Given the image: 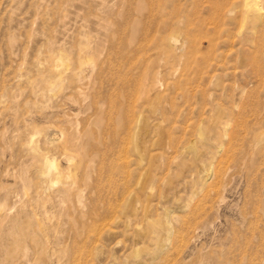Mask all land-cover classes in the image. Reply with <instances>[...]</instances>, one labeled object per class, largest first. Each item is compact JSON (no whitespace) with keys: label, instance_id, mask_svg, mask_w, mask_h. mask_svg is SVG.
Here are the masks:
<instances>
[{"label":"rangeland","instance_id":"rangeland-1","mask_svg":"<svg viewBox=\"0 0 264 264\" xmlns=\"http://www.w3.org/2000/svg\"><path fill=\"white\" fill-rule=\"evenodd\" d=\"M0 264H264V0H0Z\"/></svg>","mask_w":264,"mask_h":264}]
</instances>
